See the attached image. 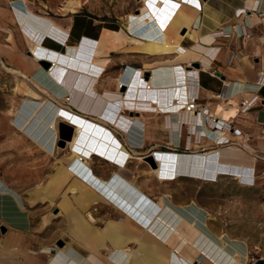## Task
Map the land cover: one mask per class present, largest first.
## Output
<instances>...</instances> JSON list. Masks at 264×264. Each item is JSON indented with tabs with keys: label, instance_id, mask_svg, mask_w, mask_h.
Wrapping results in <instances>:
<instances>
[{
	"label": "crops",
	"instance_id": "crops-1",
	"mask_svg": "<svg viewBox=\"0 0 264 264\" xmlns=\"http://www.w3.org/2000/svg\"><path fill=\"white\" fill-rule=\"evenodd\" d=\"M150 1L140 0L138 11L144 14L140 18H132L128 14L120 20L92 18L88 21L84 14L78 12L80 5L69 4L68 0H0V55L31 53V45L25 36L27 29L22 27L24 22L33 30L44 31L46 26L56 24L70 32L64 47L46 46L55 52L63 49L66 54H72L76 45L83 43L84 37L93 41L95 47L99 40L119 35V45L105 48L100 54L107 60L98 73L99 79L106 65L112 89H115L119 75L126 82L135 72L134 81L137 82L139 77L146 83L156 69L159 73L175 69L179 71L177 73L187 71L189 76L195 75L191 90V85L187 90L182 81L175 80L172 84L170 79H164L157 82L161 87H177L175 92L174 89L169 91L168 101L172 102L180 94L189 97L198 93L200 101L215 113L220 122L233 119L238 128L249 134L246 145L242 143V135L231 134L233 142L243 144L240 149L249 153L253 150L256 156L264 157V85H256L264 76V0ZM159 1L162 6H158ZM242 8L244 11L240 13ZM151 12L154 13L152 16L148 14ZM78 19L84 24L89 22L92 30L87 32L82 27L76 31ZM108 52L109 58L103 56ZM94 53L92 50L91 55ZM194 63H198L199 67L193 66ZM146 73H149L147 78ZM253 94L258 95V101L249 110L241 112V102ZM163 98L160 101L164 106L166 98ZM154 114L164 117L166 112H144L145 118ZM209 127L198 123L185 129L188 133L196 129L198 138L201 133L209 132ZM181 128L184 125L173 130L167 142L171 145L169 148L175 149L179 145ZM187 141V147L192 152H205L215 147L212 138L203 136L197 143L192 137ZM148 199L151 201L145 202L148 204L145 213L148 215L150 211L148 218L151 219L159 209L153 207L152 201L159 199L154 201L150 196ZM168 203L179 207L171 199ZM108 206L98 216L101 225H95L92 214L91 218L85 215L88 209H81L71 198L63 197L58 201V207L64 212L68 224L48 229L46 224L34 223V213L24 206L19 196L0 188V264H57V261L58 264H68L70 259L51 258L59 248L54 246L59 239L65 242L60 247H66L75 258L89 264L92 260V264H193L201 256L185 254L172 241H165L156 231L148 230V218L135 220L130 217L128 207L122 212L115 204ZM154 208H157L156 211ZM126 215L132 219L128 223L133 228L127 225ZM115 220L124 226L116 228L111 223ZM166 220L171 218L167 216Z\"/></svg>",
	"mask_w": 264,
	"mask_h": 264
},
{
	"label": "rangeland",
	"instance_id": "rangeland-1",
	"mask_svg": "<svg viewBox=\"0 0 264 264\" xmlns=\"http://www.w3.org/2000/svg\"><path fill=\"white\" fill-rule=\"evenodd\" d=\"M68 1L69 4L80 5L78 12L84 14L85 20L88 21L92 18L104 21L120 20L128 14L139 13L140 6V0ZM82 27L87 32L92 30L89 22L84 24L81 19H78L76 31H80ZM68 33L70 37V32ZM47 36L41 40L43 46L64 47ZM57 51L64 52L63 49H57ZM105 55L109 58V52L103 54ZM44 62H49L48 67H45ZM52 66V60L43 56L35 57L32 53L0 55V188L19 196L24 206L34 213L35 224H46L48 229H57L60 226L65 227L68 220L58 207L60 195L58 199H52L49 189L62 177L58 171H62L63 164L68 163L72 149L70 150L66 143L64 146L59 145V122L56 136L52 128H49L51 120L48 118L49 114L58 106H67L72 111L83 113L82 115L95 120L99 116L93 115L92 117L89 111H82L66 100L64 87L48 77V73L45 74L46 70L51 69ZM105 68L97 84L99 91L104 88L110 89L109 86H111L107 65ZM24 73L26 76L23 75ZM33 80L47 91L36 86ZM28 87L40 93V98L34 99L26 94ZM42 100L44 101L41 104L44 105L37 115H33V110L37 108L35 106H38ZM25 106L32 109L29 114L24 111ZM130 114L138 115L139 113L131 112ZM165 116L166 114L164 117L157 115L147 117L143 128L134 123L129 126L127 132H124L120 125L119 127L106 123L128 151L137 153L143 158L131 159L126 167L121 169L122 174L136 182L148 197L154 200H158L164 193L170 194L166 196V200L171 199L185 214H190L189 211L196 206L200 208L205 213V221L207 220L202 230L207 231L216 239L220 237L228 241V246L235 245L239 250L242 249L244 251L242 255L236 250L232 253L234 257L242 260L243 264H252L256 259L264 258V157L256 156L251 148H249L252 150L251 156L244 155L246 159L253 157L254 171L250 181L241 180L230 171L213 177L182 173L171 180H159L152 175L153 165L146 156L153 154L156 150L192 153L188 147L183 146L188 140V130L185 126L181 128L179 145L175 149L169 148L171 145L167 142L171 137V130ZM41 122L44 123L41 124ZM177 128L174 127V129ZM200 135L204 136V133ZM84 157L87 158L89 167L91 166L90 171L99 177L111 179L114 176L112 172L118 170L119 166L110 162L106 157L95 154L90 157L84 155ZM73 165L74 161L70 167L72 168ZM72 188L73 186L68 181L60 185L58 192L71 198ZM107 206L108 204L99 201L88 211L86 210L85 215L91 218L92 214L93 224L101 225L102 222L98 216L107 210ZM89 211L90 214H88ZM60 240L54 242L56 248L65 245L64 241L62 245H59ZM203 240H201V245L205 242L208 245L211 243V251L217 256L219 252L214 242L206 239L203 242ZM213 261L215 260L201 255L193 264H217Z\"/></svg>",
	"mask_w": 264,
	"mask_h": 264
},
{
	"label": "bare ground",
	"instance_id": "bare-ground-1",
	"mask_svg": "<svg viewBox=\"0 0 264 264\" xmlns=\"http://www.w3.org/2000/svg\"><path fill=\"white\" fill-rule=\"evenodd\" d=\"M144 1L149 2V0H143V2ZM161 1H159L158 6L163 5ZM150 4L151 3H149V5ZM152 10L154 11V9ZM148 14L152 16L154 13L151 12ZM158 15L155 16L158 17ZM142 16H144L142 11L130 14L132 18H140ZM23 26L27 29V35L25 36H27L26 38L31 45V53L35 57L43 56L53 61V66L51 69L46 70L47 72L45 74L48 73V77L56 80L60 86L64 87L66 100L70 101L72 106H76L82 111H89V115H92V117L96 115L99 116V118L95 120L94 118L82 115L83 113L80 114L72 111L71 108L67 106H58L49 114L48 118L49 120L51 119L49 121V128H52L55 135L57 134V125L60 121L71 124L74 127L72 138L66 142L70 150L72 149V153L70 152L71 155L68 158V163L63 164L62 171H58L62 177H60L58 182L52 184L50 187L51 189H49L51 198L58 199L59 195V199L65 197V194L62 195L58 192V188L61 184L63 185L69 181L73 186L70 193L71 199L77 203L79 208L89 209L99 201H103L106 204H116V207L121 208V211L128 207L131 212L130 217H133L135 220H145V218L149 217L150 212H148V215L145 213V209H147L146 205H148L145 204V202L151 200L148 199V195L136 184V182L129 180L121 172V169L125 168L131 159L143 158L137 153L128 151L126 146L116 137L106 123H111L113 126L120 125L122 130L127 132L129 126L134 123L143 128V124L145 123L144 112L153 111L159 113L162 111L166 112V120L171 130V137L173 130H175L174 127H179L183 121L182 124L190 121L188 124L195 126L196 121L193 116L191 117L181 109L178 110L180 106L176 104V96L172 102L168 101L171 95L169 91L174 89L173 92H175L177 87L172 85L161 87L157 85V82L160 80L170 79L172 84L175 80L176 82H184L187 90L188 86L191 85V90L193 86L191 81L195 75L189 76L187 71L177 73L179 72L177 69L171 70L168 73L165 70L159 73L156 69L152 72L150 80L145 83L144 79H140L139 77L137 78V82L134 81V72L126 83L120 79L121 76L119 75L116 79L115 89L104 88V90L99 91L97 88L99 79L98 73L105 66L107 60L106 58H102L100 54L105 48L118 46L119 42H121V36L117 35L113 39L104 38L99 40L95 47L93 46V41L85 39L84 37V40H81L83 43L79 42L81 44L76 45L72 54H66L52 51L41 43V40L46 35L59 41L65 40L67 32L58 25H48L44 31L28 28L27 22H24L22 27ZM92 50L95 52L94 55H91ZM101 73L100 75H102ZM23 75L26 76L25 73ZM52 75L54 77H52ZM61 78H64V80H61ZM34 83L43 91H47L36 81H34ZM123 87L127 90H123ZM159 89L166 90L167 92H157ZM26 94L34 99L40 98V93L29 87L26 89ZM180 96L181 94L179 97ZM163 97L166 98L164 100V106L162 105L163 101H160V98ZM43 101L44 100L40 101L39 107L37 105L35 106L37 108L35 111L33 110V115L39 113L40 108L44 105L41 104ZM24 111L29 114L32 109L25 106ZM131 112L139 114H130ZM39 119H41V117H39ZM43 123L44 122H41V124ZM240 148L241 147L234 145H227L211 148L205 152L196 151L192 153L156 150L153 154H150V156H153L156 163L155 167H151V173L159 180H171L182 173H193L203 177H213L222 172L230 171L233 172L234 176L237 178L250 181L252 177L251 174L254 171L252 168L253 157L252 159L244 158V155H251L249 152ZM93 154L106 157L110 162L119 166L118 170L112 172L114 176L111 179L99 177L93 171H90L91 166L89 167L88 160L84 155L90 157ZM73 161L74 165L71 168L70 164ZM169 195L170 194L164 193L158 201H152L153 207H158L159 209L157 214L151 216V219L148 218V222L150 223L146 227L148 230L156 231L165 241H172L173 244L178 246V249L184 251L185 254L187 253L192 256L194 253L197 257L200 254L202 256L206 255L209 259H214L215 261L213 262H217V264H243L242 260L234 257L232 253V251L236 250L239 251L241 255L244 254V251L240 247L241 250L235 245L228 246V241L220 237L216 239L212 237V235H209L207 231H203L204 229L202 226L205 227V222L207 220L205 221V213L200 208L196 206L190 211V214H185L180 207H173L171 206L172 204L170 205L168 203L166 196ZM126 216L127 225L133 228V225L128 223L132 219L128 215ZM167 216H169L171 220L167 221ZM156 222L161 223L156 224ZM111 223L116 228L118 226H124L123 224H119L116 220ZM197 232H200V234ZM203 239L214 242V246H216V250L219 252L217 256L216 253L214 254L211 251V243L208 245V243L205 242L204 245H201V240ZM57 251L58 256L56 257ZM56 252L52 254V259L63 261L70 259L69 262L67 261L68 264H89L81 261V259L75 258L71 252L69 253L63 247L57 248ZM92 261H90V264L93 263Z\"/></svg>",
	"mask_w": 264,
	"mask_h": 264
},
{
	"label": "built area",
	"instance_id": "built-area-1",
	"mask_svg": "<svg viewBox=\"0 0 264 264\" xmlns=\"http://www.w3.org/2000/svg\"><path fill=\"white\" fill-rule=\"evenodd\" d=\"M188 1L191 2V0H188ZM198 8H201L199 4H198ZM243 11H244L243 8L240 9V13H243ZM47 37L51 38L50 36H47ZM68 37H69V33L67 32V35L64 41H59L53 38L51 39L58 42L59 44L64 45V42H67ZM256 85L258 87H261L262 85H264V76H262V78L256 82ZM258 99H259L258 95L253 94L249 99L243 100L240 105L241 112L249 110L258 101ZM175 101H176V104L180 106L178 110L181 109L182 111H185L186 113H188L191 117L193 116L195 118L196 124L202 123L205 126L206 125L210 126L209 132H206V133L204 132L203 137L212 138L215 147H218L221 144L242 147L243 144L244 145L247 144V141L250 138L249 134L243 132L240 128H238L235 125V122L233 119H230V120L227 119L225 120V122H220V120L217 118L215 113L210 111L209 108L200 101L198 93H195L189 97H182V96L176 97ZM188 125H189L188 123H184L185 127ZM231 134L232 135H242L243 144H240V143L237 144L233 142V139L230 137ZM187 135H188L189 140H191V137H192L194 142L197 143V141L198 142L200 141L201 135L198 138H196L195 130H192ZM187 142H186L185 147H187Z\"/></svg>",
	"mask_w": 264,
	"mask_h": 264
},
{
	"label": "water",
	"instance_id": "water-1",
	"mask_svg": "<svg viewBox=\"0 0 264 264\" xmlns=\"http://www.w3.org/2000/svg\"><path fill=\"white\" fill-rule=\"evenodd\" d=\"M43 64L45 65V67H48L49 62H44ZM192 65L195 67H199L198 63H194ZM148 75H149V73H146L145 78H147ZM58 126H59V139H60L59 145L64 146L65 143L72 138L73 133H74V127H73V125L68 124L66 122H63V121H60ZM146 158L153 165V167H155L156 164H155L153 157L148 155V156H146ZM55 212H56V210H55ZM1 230L4 231L3 228H1ZM58 244L62 245L63 241L60 240L58 242ZM252 264H264V258H258Z\"/></svg>",
	"mask_w": 264,
	"mask_h": 264
}]
</instances>
